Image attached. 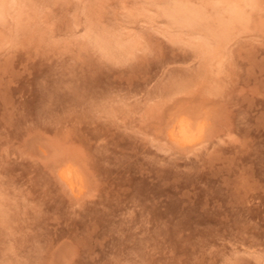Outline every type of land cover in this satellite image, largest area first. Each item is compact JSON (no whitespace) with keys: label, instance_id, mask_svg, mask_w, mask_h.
Returning a JSON list of instances; mask_svg holds the SVG:
<instances>
[{"label":"rangeland","instance_id":"obj_1","mask_svg":"<svg viewBox=\"0 0 264 264\" xmlns=\"http://www.w3.org/2000/svg\"><path fill=\"white\" fill-rule=\"evenodd\" d=\"M228 1L2 0L0 264H264V0L165 14Z\"/></svg>","mask_w":264,"mask_h":264},{"label":"bare ground","instance_id":"obj_2","mask_svg":"<svg viewBox=\"0 0 264 264\" xmlns=\"http://www.w3.org/2000/svg\"><path fill=\"white\" fill-rule=\"evenodd\" d=\"M214 5L215 4H212L211 8L214 13H217V7H215ZM184 6H185L184 4H177V6L176 5L173 6V8H171L168 12H165V14L166 16L170 17L172 21L177 25H182L185 27L187 26L191 29L192 28L203 29V31H205V33L208 36L210 35L217 41L218 45L224 38H227V36L225 35L228 32L227 30L230 29V26H232L239 19V14L235 7L236 5L231 0L227 2V6H226L228 12L227 20L224 22L220 21L219 23H217L218 27L216 29H212L208 25H204L205 23L204 24L200 23L202 20L201 19L202 11H200L201 9L190 10L191 8L188 9ZM3 10H4V3L2 2V0H0V16L2 15V12H4ZM201 50L200 52H203V54H205L204 51ZM203 133H204V125L201 120H199L198 118L194 119L187 117L184 114H180L177 115V117H175V119L171 122L170 126L168 127L167 138L174 145L180 147H186L196 144L199 141V139L202 137ZM58 176L66 187L73 190H75L74 188H76V186L79 185L77 181L81 179L78 177L77 172L72 167L66 165L65 167H62L59 170Z\"/></svg>","mask_w":264,"mask_h":264}]
</instances>
